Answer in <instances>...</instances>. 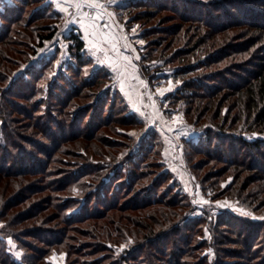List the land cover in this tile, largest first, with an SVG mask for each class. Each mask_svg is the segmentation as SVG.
<instances>
[{"label":"rangeland","instance_id":"374dc122","mask_svg":"<svg viewBox=\"0 0 264 264\" xmlns=\"http://www.w3.org/2000/svg\"><path fill=\"white\" fill-rule=\"evenodd\" d=\"M190 1L191 9L216 13L209 2L218 0ZM0 6V140L9 137V143H0V264H116L130 253L137 258L131 264L263 260L255 252L261 253L264 237L251 245L249 258L221 252L238 247L231 237L248 219L264 221V163L237 143L242 133L249 139L264 134L250 131L251 121L242 114L239 119L236 96L227 90L194 105L172 97L182 83L177 68L208 57L226 36L188 24L172 34L164 29L179 20L170 9L149 16L139 8L113 5L110 10L117 15L100 23L127 35L131 49L121 48V53L132 57L127 70L117 72L97 63L81 25L65 29L71 17L49 0H0ZM47 26L56 35L41 45L38 35L48 33ZM72 30L85 41L82 61L70 51ZM243 30H229L224 41H235L243 34L233 35ZM199 36H204L201 42ZM260 45L238 58L227 56L206 67L199 63L198 69L209 73L236 59H252ZM90 80L95 82L86 83ZM18 92L25 93L16 97ZM153 102L155 123L147 119ZM196 144L203 153L193 148ZM132 162L146 174L136 175L141 169ZM111 175V186L98 188ZM174 180L179 184L174 186ZM226 218L238 222L236 232ZM190 235L186 247L194 248L193 254L183 244ZM96 242L108 246L94 247Z\"/></svg>","mask_w":264,"mask_h":264},{"label":"trees","instance_id":"16d2710c","mask_svg":"<svg viewBox=\"0 0 264 264\" xmlns=\"http://www.w3.org/2000/svg\"><path fill=\"white\" fill-rule=\"evenodd\" d=\"M192 3L193 2L190 0H133L122 7L123 9L128 10L131 8H139L143 10L142 12H144L145 15L149 16H156V13L159 14L162 10L170 9L172 11L171 16H173L174 19L179 20V23L174 24L172 27H168V29H164L165 31L172 34L178 33L179 30L184 27V24H188L187 28L193 27L196 30H200L204 27L207 28V31L210 30L214 34H223L228 39L229 34H227V32L229 30L233 28H244L243 32L236 33L233 36H239L241 34L243 35L232 42H226L224 40L227 39H223V42L219 46L218 50L209 54L208 57H200L197 59V61H194L196 63L193 61H191L192 63H182V66L177 68L175 72V76L181 78L182 83L180 84V87L177 89L176 93L172 94V97L176 100H182L187 104L194 105V102L197 99L203 100L206 98L207 100L211 101L212 99L214 100L215 97L220 94V92L227 90L229 96H236L235 100L236 106L238 107L240 113L239 117L243 115L247 120L251 121L252 125L249 129L252 130L250 131H257L261 134H264V0H218V2L214 4L213 2H209V5L215 8L214 10L216 13H214L212 9L206 15L195 7L193 8V6L191 9L190 5ZM44 30H48V33L38 35L39 44L41 45L45 42V40L51 39L56 35V29L51 30L47 26L44 27ZM208 33L206 32L205 34ZM67 38L71 41L69 46L70 51H72L77 60L82 61L84 59L85 41L81 37V34L72 30ZM203 38L204 36H199L198 41L201 42ZM258 43H261V45L257 49H254L255 51L253 50V52L250 54L252 59H250V57L249 59L241 58L240 61H237L236 59V61H233L230 66L224 67L219 71H210L209 73H204L198 69L199 63L200 65H204V67H206L217 60L226 58L227 56L233 55V57L238 58V56L243 53H250V50H252V48ZM186 49H189V47ZM145 57L146 56L142 57V61L145 60ZM141 69L143 74L146 75V66H141ZM189 71L197 73L196 75L186 77V73ZM92 81L93 80H90L86 83L90 84ZM94 82L95 81H93V83ZM23 93L25 92H18L15 94V96L21 97V95H24ZM110 98L113 99V96ZM239 119H241V117ZM38 124L42 126L44 132H50L48 131L47 124H44L41 121ZM51 132L53 131L51 130ZM9 133L12 135V132ZM56 135L58 136L57 133ZM238 139L239 140L237 143L240 148L242 147V150L248 149L250 151H255L254 153L255 155H258V160L264 163V138L258 137L249 139L248 137H244L242 133ZM207 140H209V137ZM8 141L9 137L6 135L3 140H0V143H9ZM193 148H195L197 152L203 153V148L197 146V144L193 145ZM225 149L223 148L222 151L224 152ZM218 158L232 162L240 161L238 160V157L233 160L231 157H223V155H218ZM9 160L10 158H6V161ZM132 163H134V168L141 169L139 172H136V175L142 177L146 174V169L139 167L138 163L136 162ZM241 164H246V161L242 160ZM249 166L254 167L255 165L250 164ZM261 168H263V165L259 163L258 170H261ZM2 170L9 171L8 169L6 170L4 168ZM92 170H90L88 173L93 174ZM167 174L170 175V172H167ZM113 177L114 176L112 175L106 176L98 188L102 187L104 190V188L111 186L110 181L113 179ZM178 184L179 183L177 180L173 181L174 186ZM181 191V189H178L179 194H182ZM155 202L157 203L156 198ZM188 206L190 205L188 204ZM82 218H84V216L67 217L66 219L69 221H78ZM226 219L224 220L225 222L232 223L234 225L232 229L233 233L236 232L235 230L239 229L240 227L238 222L231 221L229 218ZM107 232L109 233V231ZM191 233L192 232H190V234ZM192 235H190V238L185 239V241L183 240V244H185L184 250L187 254H193L194 252V248L192 251V248L186 247L187 244L190 245ZM168 236H170V234H167V237ZM148 237L149 236L146 238ZM263 237L264 221L258 222L248 219L246 227L243 226L238 230V233H236L235 237H231L232 240H234V244H236L238 247L223 249L221 253L228 256L231 254V256L234 258H249V256L252 255L251 245L256 246L258 242H261ZM104 245L105 247L108 246L106 242H96L94 247L99 248L103 247ZM189 249H191L190 253H188ZM255 254H257L256 258L263 260H258L254 263L248 264H264V247L262 248L261 253L255 252ZM136 260L137 258L135 255L130 253V256H128V254L123 256L121 255V257L116 261V264H131ZM205 262L206 260L203 259L201 264H204ZM235 262L236 261L222 259L220 264H235Z\"/></svg>","mask_w":264,"mask_h":264},{"label":"snow or ice","instance_id":"6c2138e0","mask_svg":"<svg viewBox=\"0 0 264 264\" xmlns=\"http://www.w3.org/2000/svg\"><path fill=\"white\" fill-rule=\"evenodd\" d=\"M50 6H54L57 10L66 13L71 17L65 20L64 27L68 29L73 23H78L84 29L85 39L87 41L86 48L90 49L93 56L97 57V63L105 64L112 68L113 71L120 72L121 69L127 70V67L132 63V57L126 53H121V48L131 49V44L128 42L127 35L117 33L110 30L111 26L101 21H106L107 18H114L117 13L111 11L113 5L122 7L120 0H49ZM74 9V11H70ZM87 9L88 11H85ZM2 10V6H0ZM135 31V29H133ZM121 41L124 43L121 44ZM143 43V41H140ZM134 51V49H132ZM46 49H41L40 52H45ZM114 53L115 55H112ZM102 54V57L100 55ZM135 59H139L136 56ZM59 63V62H58ZM143 83V82H142ZM163 95L161 90H157ZM137 112H140V107L135 100L132 101ZM153 114L147 119H151L155 123L158 115V110L155 107V102L152 104ZM143 115V113H141ZM171 131V129H169ZM203 199V198H202ZM200 203V201H193ZM208 203V201H204ZM217 204L220 202L217 201ZM250 214V213H247ZM3 225H0L2 227ZM11 243V239H9Z\"/></svg>","mask_w":264,"mask_h":264}]
</instances>
